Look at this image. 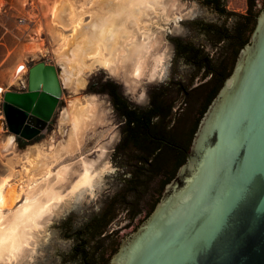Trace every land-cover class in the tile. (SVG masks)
<instances>
[{"label": "water", "instance_id": "95a60500", "mask_svg": "<svg viewBox=\"0 0 264 264\" xmlns=\"http://www.w3.org/2000/svg\"><path fill=\"white\" fill-rule=\"evenodd\" d=\"M258 4L248 44L200 119L185 164L136 230L156 195L141 199L144 212L134 221L121 202L112 208L116 219L106 238L87 237L96 258L117 241L106 264H264V5ZM25 81V92L3 95L0 123L29 142L47 132L63 86L56 67L44 62L30 67Z\"/></svg>", "mask_w": 264, "mask_h": 264}, {"label": "rangeland", "instance_id": "374dc122", "mask_svg": "<svg viewBox=\"0 0 264 264\" xmlns=\"http://www.w3.org/2000/svg\"><path fill=\"white\" fill-rule=\"evenodd\" d=\"M96 1L98 0H8L14 11L16 10L15 12H18V15L22 16L29 24L22 28L23 31L27 30V32L21 33L16 38L15 43L8 42L13 46L18 45L15 49L16 57L18 58L17 52L21 48L19 44L29 42L30 39L41 50L35 57L27 58L24 61L26 65L24 80H26L28 69L33 63L38 61L49 62L56 67L60 74L63 91L56 115L44 136H39L29 142L16 137L15 141L13 140L14 143L12 141L13 146L11 145L9 151L4 152L0 150V184L4 183L3 192L4 194L15 192L16 196L19 194L18 201L15 199L16 196L13 193L10 194L14 198L13 201H15H12L10 207L4 208L6 214L23 201L24 196L20 192L23 187H32L43 178V176H34L30 179L26 174L27 162L30 160L35 162L33 161L35 159L43 160L49 154L59 149L61 143L64 141L68 124L62 120V113L67 108L69 102L75 99L85 100L93 98L97 106L94 122L85 132L80 149L73 155L60 157L54 164L55 170L69 164H72L73 169L78 170L80 169V159L95 164L99 171V177L95 184L94 195L84 193L71 203L55 210L44 223L46 226L45 233L41 237L36 254H34L32 259L27 258L19 264H78L77 262H72L70 259V253L75 244L73 239L74 231L96 219L105 210L110 208V203L118 194H125L123 191L124 180L129 177L130 168L116 154V148L122 135L121 123L115 115L108 96L88 93L87 88L93 76L101 75L112 79L120 86L123 95L132 104L144 108L149 102L152 89L176 80L189 83L188 69L185 64L180 60H174L175 41L187 38L199 39L198 31L194 28L196 22H207L221 26L231 24L228 17L219 16L211 8L203 5L201 0H171L168 11L170 18L168 22L161 21V25L157 29L159 45L156 53L165 54L164 73L160 79L150 80L148 76H143L138 83L134 80L126 82L124 77H122L123 74L121 76H114L105 70H98L86 77L83 88L67 87L63 85L62 68L58 64L55 54L59 50L58 48L61 47L60 44L65 39L70 38L73 31H65L52 24L50 10L56 5L69 4L72 6L78 20L86 23L90 18L87 12L91 10L90 8H92ZM223 2L226 11L238 15L246 14L247 0H223ZM172 10L173 13L171 14ZM6 17L9 16H1L0 20ZM38 43L39 45H37ZM215 49H219V47L212 48L211 45L206 46L207 52L212 53ZM18 61L22 62L20 61V57ZM198 83L199 81L195 79L192 86ZM2 104L3 100L1 97L0 116L3 119ZM6 136H11L9 131L6 128L2 130L0 127V143L10 139H6ZM38 142H43L45 145L48 143L43 150L45 154L28 153L23 162L22 154L30 151V146ZM74 178L71 176L69 183ZM67 187L68 184L64 186L63 190H66Z\"/></svg>", "mask_w": 264, "mask_h": 264}, {"label": "bare ground", "instance_id": "6f19581e", "mask_svg": "<svg viewBox=\"0 0 264 264\" xmlns=\"http://www.w3.org/2000/svg\"><path fill=\"white\" fill-rule=\"evenodd\" d=\"M170 2L98 0L87 12L90 18L86 23L78 20L69 4L52 7V24L73 31L55 54L62 68L63 85L83 88L86 77L98 70L114 76L123 74L126 82L134 80L138 83L143 76L150 80L160 79L164 73L165 54L156 53L159 45L157 29L161 21L168 22L170 18ZM36 51L39 49L35 44L26 50L32 54ZM20 66L23 70H19L18 76L22 77L26 67ZM96 107L93 98L69 102L62 113V120L68 124L64 141L43 160L27 162L26 174L30 179L34 176L43 178L32 187H23L20 191L23 201L7 214L4 208L12 205L14 198L10 194L13 192L11 189V193L4 194V183L0 184V264H19L27 258L32 259L44 236V223L51 214L84 193L94 195L99 177L95 164L80 159L78 170L73 169L72 164L55 170L54 164L60 157L73 155L80 149L85 132L94 122ZM0 127L3 130L1 123ZM12 141L10 138L0 143V150L9 151ZM71 176L75 178L69 183ZM67 184V189L63 190ZM18 197L19 194L15 198L17 201Z\"/></svg>", "mask_w": 264, "mask_h": 264}, {"label": "trees", "instance_id": "16d2710c", "mask_svg": "<svg viewBox=\"0 0 264 264\" xmlns=\"http://www.w3.org/2000/svg\"><path fill=\"white\" fill-rule=\"evenodd\" d=\"M259 1L247 0L246 14L238 15L226 11L223 0H201L203 5L219 16L232 19V23L221 26L196 22L194 28L198 31L199 39L175 41L176 60L182 61L188 69L189 83L176 80L152 89L147 107L132 104L123 95L120 86L112 80L96 77L90 81L88 93L108 96L120 120L122 135L116 154L129 166L130 173L124 180L125 194H118L110 203V208L84 228L74 231L75 244L70 253L72 262L106 264L117 251L120 243L116 241L108 253L104 250L103 257L101 255L96 258L87 239L89 236L96 239L105 235L107 227L116 219V214L111 211L116 204L121 202L127 211L131 208L128 217L134 221L144 212L140 208L141 199L149 193L156 195L151 197L143 217L133 227V231L151 214L160 200L163 188L185 164L186 153L200 119L231 74L239 51L248 44L256 17L262 9ZM261 4L264 5V0H261ZM208 45L219 49L207 52ZM205 76H211L207 84L192 86L195 79ZM180 104L188 106L183 116L174 112ZM128 195L132 199H127ZM97 251L101 252V249Z\"/></svg>", "mask_w": 264, "mask_h": 264}, {"label": "crops", "instance_id": "0c3cea01", "mask_svg": "<svg viewBox=\"0 0 264 264\" xmlns=\"http://www.w3.org/2000/svg\"><path fill=\"white\" fill-rule=\"evenodd\" d=\"M29 24L26 22L24 25H19L17 21L13 17H6L2 20H0V98L2 97L3 100V95H5L7 92H15L19 93L22 92L23 89H26V81L24 80V75L19 77V70H23L21 64H23L25 67L24 61H26L27 58H32L35 57L36 54H38V51L35 53H28L26 50L33 45L32 40L30 39L29 42L26 43H21L20 50L17 52L18 58L20 57V61H18V58L16 57L15 49L18 47V45L13 46L10 43H15L16 38L21 33H26L27 30H22L23 27L28 26ZM39 44V43H38ZM37 44V45H38ZM38 47V46H37ZM41 50H39L40 52ZM33 56H32V55ZM40 61L33 63L30 67L34 66L35 64L39 63ZM42 62V61H41ZM46 64H50L49 62H44ZM14 72V73H13ZM19 78V79H18ZM17 80V81H16ZM0 119H2V116H0ZM10 133V132H9ZM46 132L41 135L44 136ZM11 136H6L7 138L15 139L16 137L10 133ZM15 141V140H14ZM13 141V143H14ZM5 142V140L3 141ZM48 145V143L45 145L43 142H38L37 144L30 146V151L24 152L22 154V161H25V158L27 157L28 153H43V150L45 147Z\"/></svg>", "mask_w": 264, "mask_h": 264}, {"label": "built area", "instance_id": "2783aa9c", "mask_svg": "<svg viewBox=\"0 0 264 264\" xmlns=\"http://www.w3.org/2000/svg\"><path fill=\"white\" fill-rule=\"evenodd\" d=\"M15 11L14 8L9 4L8 0H0V17H13L19 25H24L27 21Z\"/></svg>", "mask_w": 264, "mask_h": 264}, {"label": "flooded vegetation", "instance_id": "af4514ba", "mask_svg": "<svg viewBox=\"0 0 264 264\" xmlns=\"http://www.w3.org/2000/svg\"><path fill=\"white\" fill-rule=\"evenodd\" d=\"M174 60L178 61V60H176V54L174 55ZM197 80L199 81V83L197 85H195L194 87L199 86L201 84H207L211 80V76L200 77V78H197ZM25 88H26V86H25ZM25 91H26V89H23L22 92H25ZM149 102H150V96H149ZM149 102H148V104H149ZM148 104H147V106H148ZM187 108H188V106L186 104H180L179 106L176 107L174 112L178 113L179 116H183L186 113V109ZM51 123H50V125H51ZM163 190H164V188H163ZM163 190H162V193H161V197H162V194H163ZM161 197H160V199H161Z\"/></svg>", "mask_w": 264, "mask_h": 264}]
</instances>
